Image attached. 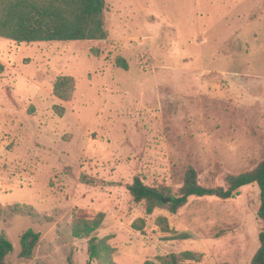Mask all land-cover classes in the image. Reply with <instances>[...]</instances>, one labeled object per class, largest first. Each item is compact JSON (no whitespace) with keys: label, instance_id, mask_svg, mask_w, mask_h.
Returning a JSON list of instances; mask_svg holds the SVG:
<instances>
[{"label":"rangeland","instance_id":"374dc122","mask_svg":"<svg viewBox=\"0 0 264 264\" xmlns=\"http://www.w3.org/2000/svg\"><path fill=\"white\" fill-rule=\"evenodd\" d=\"M102 19V40L0 37V204L38 215L0 219L7 261L86 264L71 221L103 212L95 235L116 264L183 250L202 253L199 264H250L257 185L189 197L174 214H146L126 186L138 176L176 190L188 165L201 185L223 186L264 159V0H105ZM59 75L75 80L68 101L52 92ZM27 229L40 234L30 259L19 257Z\"/></svg>","mask_w":264,"mask_h":264},{"label":"trees","instance_id":"16d2710c","mask_svg":"<svg viewBox=\"0 0 264 264\" xmlns=\"http://www.w3.org/2000/svg\"><path fill=\"white\" fill-rule=\"evenodd\" d=\"M105 0H0V37L16 43H32L42 41H84L102 40L106 37L102 13ZM93 51L96 52L95 49ZM118 67L128 68L126 60L117 56L114 60ZM3 66L0 64V73ZM75 80L69 75L56 77L52 92L61 100L72 98ZM53 109L61 115L62 106L54 105ZM255 184L258 186L259 206L256 210L258 224V248L253 254L250 264H264V159L254 167L237 174H227L224 185L205 187L199 183L198 172L188 165L183 173L180 186L173 190L170 186L148 185L135 176L126 188L135 203L143 204L146 214L162 208L170 213H176L192 196H204L214 193L222 199L238 195L241 187ZM165 198H169L164 202ZM10 215H28L38 217L32 207L13 204L7 208L0 204V219ZM104 213L98 212L92 218L74 216L71 221L72 235L87 239L88 261L97 260L99 264H116L112 260L113 248L107 238H98L95 232L101 227ZM157 223L163 231L169 232L167 219L157 218ZM135 229H142L143 220L133 223ZM176 238H186V234H178ZM40 234L27 229L21 235V251L19 257L30 259L39 243ZM13 251L12 243L0 234V264H9L7 256ZM202 253L192 250L170 252L157 256L156 260H145L142 264H199Z\"/></svg>","mask_w":264,"mask_h":264},{"label":"water","instance_id":"95a60500","mask_svg":"<svg viewBox=\"0 0 264 264\" xmlns=\"http://www.w3.org/2000/svg\"><path fill=\"white\" fill-rule=\"evenodd\" d=\"M168 200H169V198H165L163 201L166 202V201H168Z\"/></svg>","mask_w":264,"mask_h":264}]
</instances>
